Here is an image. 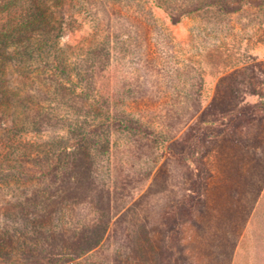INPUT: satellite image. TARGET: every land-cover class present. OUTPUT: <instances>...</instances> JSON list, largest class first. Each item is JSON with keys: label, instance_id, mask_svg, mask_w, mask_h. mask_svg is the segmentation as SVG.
<instances>
[{"label": "rangeland", "instance_id": "obj_1", "mask_svg": "<svg viewBox=\"0 0 264 264\" xmlns=\"http://www.w3.org/2000/svg\"><path fill=\"white\" fill-rule=\"evenodd\" d=\"M0 264H264V0H0Z\"/></svg>", "mask_w": 264, "mask_h": 264}]
</instances>
